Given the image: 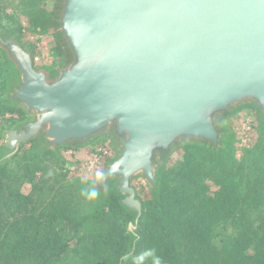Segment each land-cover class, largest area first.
I'll return each instance as SVG.
<instances>
[{
    "label": "water",
    "instance_id": "1",
    "mask_svg": "<svg viewBox=\"0 0 264 264\" xmlns=\"http://www.w3.org/2000/svg\"><path fill=\"white\" fill-rule=\"evenodd\" d=\"M65 62L53 73L0 33L18 75L7 99L32 117L5 132L0 162L32 138L43 148L107 140L97 187L114 180L136 215L131 181L152 190L181 141L222 148L223 121L252 106L264 126V0H57Z\"/></svg>",
    "mask_w": 264,
    "mask_h": 264
},
{
    "label": "rangeland",
    "instance_id": "2",
    "mask_svg": "<svg viewBox=\"0 0 264 264\" xmlns=\"http://www.w3.org/2000/svg\"><path fill=\"white\" fill-rule=\"evenodd\" d=\"M56 7L57 0H0V33L8 34L26 49L35 68L50 73L58 70L65 62L64 49L54 23ZM5 53L0 46V109L3 111V114L0 113V151L5 144V132L32 119L22 106L7 99L18 72ZM258 121L259 117L252 106L239 107L222 122L221 149L216 150L198 142L181 141L158 170V181L152 190L140 176L132 179L131 185L135 187L136 197L141 201L142 213L144 208L158 202L170 211V215L173 212L172 215L179 219L176 222L173 220L175 217L170 218L166 221L167 225L176 227L181 222L178 227L180 233L173 234L178 238L169 235L177 244V249L184 243L195 241L186 248V252L189 249L188 253H181V264H231L227 262L226 253L216 256L211 249L215 244L208 243L206 238L214 230L209 231L208 224L202 225L214 219L216 204L222 205H219V212L223 214L221 220L224 223L220 233H215L226 237L238 232L240 228L237 229L231 222L234 217L240 216L243 223L256 225L257 236L264 238V126ZM41 143L42 138H32L21 145L17 153L0 162L8 170L17 172L14 188L22 194H32L31 200L36 202L37 211L51 204L65 203L67 207L76 206L81 216L92 211L97 203L102 204L113 188L119 199L122 198L116 192L114 180L108 182L106 193L97 187V173H103L115 154L95 171L83 168L93 145L100 143L112 146L107 140L86 145H66L59 149L43 148ZM27 166L35 168L29 174L31 181L21 177V174L26 173ZM92 188L98 192L96 198L88 199L82 195V190ZM71 200L80 201L81 204L71 205ZM176 200L180 202L176 203ZM5 203L0 202V205L5 209L4 215L10 218L12 210L9 208L16 204L9 200ZM235 204L240 209L232 213L230 205ZM124 208L129 214L125 221L126 231L132 235L126 251L129 250L128 255L135 256L134 261L137 262L141 253V249L139 254L135 253L138 231L146 223L149 230L146 233L151 235L158 225L147 217L140 226V216L132 234L128 228L134 224L136 215ZM81 246L76 248L81 250ZM184 258L189 260L184 261Z\"/></svg>",
    "mask_w": 264,
    "mask_h": 264
},
{
    "label": "trees",
    "instance_id": "3",
    "mask_svg": "<svg viewBox=\"0 0 264 264\" xmlns=\"http://www.w3.org/2000/svg\"><path fill=\"white\" fill-rule=\"evenodd\" d=\"M0 113L3 114L1 109ZM34 169L27 166L26 173L21 174V177L31 181L29 174ZM16 173L8 170L5 164H0V202L6 204L9 200L16 204L9 208L12 210L10 218L4 215L5 209L0 205V264H155L157 257L161 264H181V253L184 254L186 248L195 242L184 243L177 249V244H174L169 235L178 238L173 234L180 233L178 227L181 222L176 227L167 225L166 221L175 216L156 202L144 208L141 215L140 226L147 217L156 221L158 226L151 235L146 233L149 231L146 223L138 231L135 253L139 254L140 249L141 253L140 260L135 262L136 257H130L129 250L126 251V245L128 246L132 236L126 231L125 225L129 214L118 200L114 188L108 192L104 202L97 203L88 214L79 216L81 212H78L75 204L81 202L74 200L70 204L75 207H67L65 203L51 204L37 211L36 202L31 200L32 194H22L14 188ZM179 202L176 200V203ZM219 205L222 206L216 204L214 209V219L202 224H208L209 231L214 230L206 238L208 243L215 244L211 249L216 256L226 253L227 262L231 264H264V238L257 236L256 225L251 222L243 223V218L239 216L234 217L231 222L237 229L240 228L238 232L226 237L215 233H220L224 223ZM230 207L232 213L240 209L237 204ZM173 220L177 222L179 219L176 216ZM158 228L160 230L157 232ZM87 229L89 231L84 232ZM81 244V250L85 251L76 248ZM188 252L189 249L186 253ZM188 260L184 258V261Z\"/></svg>",
    "mask_w": 264,
    "mask_h": 264
},
{
    "label": "built area",
    "instance_id": "4",
    "mask_svg": "<svg viewBox=\"0 0 264 264\" xmlns=\"http://www.w3.org/2000/svg\"><path fill=\"white\" fill-rule=\"evenodd\" d=\"M113 154L114 150L112 146L97 143L91 148L89 156L83 163V168L88 171H95L99 169L105 160H110Z\"/></svg>",
    "mask_w": 264,
    "mask_h": 264
},
{
    "label": "clouds",
    "instance_id": "5",
    "mask_svg": "<svg viewBox=\"0 0 264 264\" xmlns=\"http://www.w3.org/2000/svg\"><path fill=\"white\" fill-rule=\"evenodd\" d=\"M102 176H103L102 172L97 173V179H99ZM82 195L86 196L88 199H94L98 196V192L95 188H92L90 190H82ZM155 264H161V260L159 257L155 259Z\"/></svg>",
    "mask_w": 264,
    "mask_h": 264
}]
</instances>
